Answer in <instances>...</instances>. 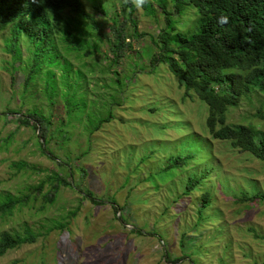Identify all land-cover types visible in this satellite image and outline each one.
<instances>
[{
  "label": "rangeland",
  "instance_id": "1",
  "mask_svg": "<svg viewBox=\"0 0 264 264\" xmlns=\"http://www.w3.org/2000/svg\"><path fill=\"white\" fill-rule=\"evenodd\" d=\"M81 2L90 20L64 11L50 21L66 68L52 69L53 79L42 70L26 83L33 44L21 31L14 61L7 44L15 43L16 25L0 32V201L11 195L25 202L0 218V235L28 230L36 236L33 244L7 251L0 264H264V201L247 200L264 194V161L214 140L205 124L207 106L192 92L185 97L168 66L151 64L160 54L164 16L135 8L134 36L123 0ZM113 16L124 21L131 50L110 67ZM175 20L192 31L197 14L188 9ZM64 22L69 29L79 23L75 29L90 57L76 60L65 51L58 41ZM91 22L96 26L88 36ZM31 111L51 115L50 129L58 125L64 135L63 142L48 144L50 155L42 152L38 131L16 119ZM225 123L264 135V95L244 93ZM51 173L72 184L44 204L52 195ZM206 194L208 204L200 209ZM58 223L65 227L52 230Z\"/></svg>",
  "mask_w": 264,
  "mask_h": 264
},
{
  "label": "trees",
  "instance_id": "2",
  "mask_svg": "<svg viewBox=\"0 0 264 264\" xmlns=\"http://www.w3.org/2000/svg\"><path fill=\"white\" fill-rule=\"evenodd\" d=\"M142 9L149 16H155L159 12L165 19V27L158 35L160 54L153 57L151 64L168 66L170 73L178 80L179 87L184 88L185 97L192 92L207 106L205 124L214 140L230 142L231 147L264 161V135H258L249 126H232L225 123L227 110L237 107L244 93L256 90L264 95V0H151ZM188 9L195 10L197 14V22L192 31L184 30V27L175 20L182 17ZM134 10L135 7L130 3H123L121 6V12L127 13L133 25V35L137 36L135 23L131 21ZM64 11H70L84 21L90 20L81 0H0V32L9 25H16L12 34L15 43L7 44V47L13 48L14 61H17L20 53L16 42H19L21 31L28 35V41L34 46L31 51L33 65L26 83L33 82L38 76L34 74H39L42 70L46 71L47 77L51 75L50 79L55 77L52 69L66 72L65 65L59 60L62 53L58 52V43H54L50 38V21L55 18L60 20L59 15ZM102 11L105 13L103 9ZM221 16L229 18L228 23L223 26L217 23ZM110 22L112 26L109 27V32L112 38L108 40V44L109 52L113 57L110 65L112 67L119 65L120 60L127 56L126 52H130L131 47L126 43L128 38L124 33V21H119L113 16ZM77 24L79 25L76 22L75 28ZM63 25L67 30H62L63 36L58 41L66 43L65 51L74 53L76 60L90 57L91 48L88 42L83 40L78 28L69 29L68 22H64ZM95 26L94 22L87 25L88 36ZM80 52L82 55H78ZM51 53L59 55L54 57ZM58 60L59 63H56ZM68 65L70 68L73 67L71 62ZM82 67L86 65L83 64ZM78 71L81 73L80 69ZM62 74L63 77H67V74ZM113 75L115 80L118 79V72L113 71ZM114 84H117V80ZM47 85L49 86L48 83ZM107 87L109 86L105 85L103 88ZM69 112L66 110L67 115ZM109 118L110 116L100 123L107 122ZM16 119L19 124L38 131L41 140L39 146L44 154L50 155L48 144L52 142L51 140L56 144L59 143L58 139L63 142V133L56 132L58 125L53 132L50 129L51 115L43 117L38 111H31L24 117L17 115ZM62 165L59 162V166ZM15 167L23 169L24 164H15ZM48 180L52 183V195L45 197L44 204L54 202L60 186L70 188L72 184L66 180V177L56 173H51ZM193 184V182L189 183L187 191L193 189ZM85 192L93 201L92 193L87 190ZM25 199L27 200L28 197ZM247 200L264 201V194L258 193ZM201 201L200 209L208 204L207 194ZM24 204L23 197L6 195L0 201V218L9 217L17 205ZM63 227L65 226L58 223L52 230H61ZM35 240V234L28 230L21 235L3 233L0 235V258L7 251L33 244Z\"/></svg>",
  "mask_w": 264,
  "mask_h": 264
},
{
  "label": "clouds",
  "instance_id": "3",
  "mask_svg": "<svg viewBox=\"0 0 264 264\" xmlns=\"http://www.w3.org/2000/svg\"><path fill=\"white\" fill-rule=\"evenodd\" d=\"M125 4H131V6L135 7L136 9H142L146 4H149L151 0H123ZM228 17L227 16H221L218 18L217 23L221 26L228 23Z\"/></svg>",
  "mask_w": 264,
  "mask_h": 264
}]
</instances>
